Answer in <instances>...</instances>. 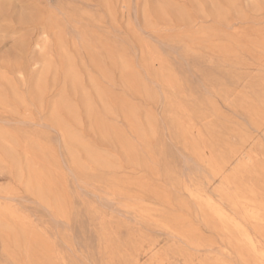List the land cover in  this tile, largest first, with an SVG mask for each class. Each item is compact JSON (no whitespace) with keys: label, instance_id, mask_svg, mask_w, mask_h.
<instances>
[{"label":"rangeland","instance_id":"obj_1","mask_svg":"<svg viewBox=\"0 0 264 264\" xmlns=\"http://www.w3.org/2000/svg\"><path fill=\"white\" fill-rule=\"evenodd\" d=\"M0 264H264V0H0Z\"/></svg>","mask_w":264,"mask_h":264},{"label":"bare ground","instance_id":"obj_2","mask_svg":"<svg viewBox=\"0 0 264 264\" xmlns=\"http://www.w3.org/2000/svg\"><path fill=\"white\" fill-rule=\"evenodd\" d=\"M244 216V215H243ZM243 221V220H242Z\"/></svg>","mask_w":264,"mask_h":264}]
</instances>
